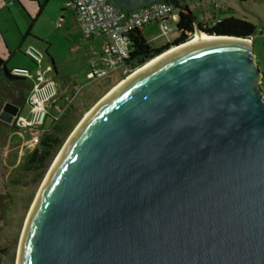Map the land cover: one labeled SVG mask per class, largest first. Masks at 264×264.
Here are the masks:
<instances>
[{"label":"water","instance_id":"obj_1","mask_svg":"<svg viewBox=\"0 0 264 264\" xmlns=\"http://www.w3.org/2000/svg\"><path fill=\"white\" fill-rule=\"evenodd\" d=\"M110 2L127 14L146 3L185 7ZM192 34L81 120L34 202L18 264H264V94L253 44L195 21ZM18 109L6 101L2 111ZM13 192L0 195V237Z\"/></svg>","mask_w":264,"mask_h":264},{"label":"rangeland","instance_id":"obj_2","mask_svg":"<svg viewBox=\"0 0 264 264\" xmlns=\"http://www.w3.org/2000/svg\"><path fill=\"white\" fill-rule=\"evenodd\" d=\"M180 1L190 7L198 21L208 25L231 15L245 18L255 25V32L248 40L253 44L255 60L261 71L259 86L264 94V0ZM175 25L172 24L173 28ZM144 29L145 39L151 47L166 44L171 41L174 34L172 32L164 35L159 25L154 22L146 25ZM193 37L192 34L189 39ZM0 40L3 42L6 40L9 45L4 52L9 70L12 68L34 70L33 64L23 54L26 44L31 43L44 53L42 68L53 62L61 76L54 77L59 83H65L69 78H73L77 84L83 86L72 100L71 127L44 170L24 171L21 163L27 152L24 151L25 155L19 162H16L15 153L16 146L22 141L21 136L14 133L11 138L13 149L7 159L5 172L7 189H13L14 192L12 206L5 210V221L0 237V264H16L27 216L56 156L85 115L125 78H114L109 75L93 80L86 78L91 70L89 63L93 56L92 51L101 49L102 38L81 42L72 10L65 6L64 0H0ZM25 94H28L27 87ZM53 112L55 113V110ZM20 113L27 115L26 104L21 107ZM49 123L47 119L43 127L47 128Z\"/></svg>","mask_w":264,"mask_h":264},{"label":"built area","instance_id":"obj_3","mask_svg":"<svg viewBox=\"0 0 264 264\" xmlns=\"http://www.w3.org/2000/svg\"><path fill=\"white\" fill-rule=\"evenodd\" d=\"M64 3L73 12L83 42L102 38L101 49L92 51L91 70L86 75L90 80L104 75L122 79L137 69L125 61L130 52L128 33L131 30L155 22L167 36L174 32L176 25L173 28L172 24L178 21L176 7L171 3H146L128 14L110 0H64ZM24 54L33 62L34 70H10L11 75L31 82L27 97L28 113H18L14 118L15 133L22 139L15 148L16 162L22 160L24 151L30 153L39 147L41 135L48 129L43 127L46 120H56L83 87L72 80L59 83L53 77L51 66L42 68L45 56L35 45L28 44Z\"/></svg>","mask_w":264,"mask_h":264},{"label":"trees","instance_id":"obj_4","mask_svg":"<svg viewBox=\"0 0 264 264\" xmlns=\"http://www.w3.org/2000/svg\"><path fill=\"white\" fill-rule=\"evenodd\" d=\"M196 25L210 34L248 38L254 34L256 29L252 22L233 15L218 19L210 25L202 22H197ZM142 27L133 29L128 33L130 52L125 61L133 69L142 66L145 62L172 45L187 41L190 37V33H192L194 29V16L186 4L184 8L178 9V21L175 29L177 35L171 41H168L160 47H151L149 45L142 34ZM56 76L58 75L53 74V77L56 78ZM71 112L72 106L70 105L56 120L49 123L48 129L41 135L39 147L24 156L21 163L24 171H39L46 168L48 162L53 158L57 149L62 144L63 136L71 127Z\"/></svg>","mask_w":264,"mask_h":264},{"label":"flooded vegetation","instance_id":"obj_5","mask_svg":"<svg viewBox=\"0 0 264 264\" xmlns=\"http://www.w3.org/2000/svg\"><path fill=\"white\" fill-rule=\"evenodd\" d=\"M1 67L2 65L0 60V73ZM22 79L25 78L19 77L15 79H0V195H3L7 189V175L5 172V167L7 159L10 156V151L13 149V146H11V138L17 129V126L14 123V118L18 114L21 105L24 104V91L19 85L23 83ZM12 85H18V87L14 88ZM6 101H10L12 104L19 106L18 112L15 115L11 116L8 113L2 111ZM7 110L12 112L14 108L8 106Z\"/></svg>","mask_w":264,"mask_h":264},{"label":"bare ground","instance_id":"obj_6","mask_svg":"<svg viewBox=\"0 0 264 264\" xmlns=\"http://www.w3.org/2000/svg\"><path fill=\"white\" fill-rule=\"evenodd\" d=\"M199 35H200L201 38H206V39H212V38H214V37L206 36L205 34H199ZM195 38H196V34H194V37L191 38V39H189V41L186 42L185 44L180 45V46H178V47H171L169 50L165 51V52L162 53L161 55H158L157 57H155V58L149 60V61L146 62L143 66L137 68L136 70H134V72H132L131 74H129L127 77H125L124 80H121V82H119L117 85H115V86H114V87H113V88H112V89H111V90H110V91H109L104 97L108 96L110 93H112V92H114L115 90H117V89H118L119 87H121L125 82H127V80L131 79L133 76H135L136 74H138L139 72H141V71L144 70L145 68L151 66L152 64H154V63L157 62L158 60L162 59L163 57L167 56L168 54L173 53L174 51L180 49V48L183 47L184 45H186V44L192 42ZM245 42L248 43V42H250V40H246ZM104 97H103V98H104ZM103 98H101L100 100H102ZM100 100H99V101H100ZM99 101H98V102H99ZM89 112H90V111H89ZM89 112H88V113H89ZM88 113H87V114H88ZM87 114H86V115H87ZM86 115H85V116H86ZM72 134H73V133H72ZM71 136H72V135H71ZM71 136L69 137V139L71 138ZM69 139H68V140L65 142V144L62 146V148H61V150L59 151L58 155L56 156L54 162L52 163V165H51L49 171L47 172V174H46V176H45V178H44V181L42 182V185H41V187H40V189H39V191H38V193H37V195H36V198H37V196H38V194H39L41 188L43 187V185H44V183H45V181H46V179H47V177H48V174H49L50 171L52 170L54 164H55L56 161H57V158H58L59 155L62 153V151H63L65 145L67 144V142L69 141ZM36 198H35V200H36ZM35 200H34V202H35ZM33 205H34V203H33ZM33 205H32V207H31V209H30V212H31V210H32V208H33ZM30 212H29V214H28V216H27L26 223L28 222V219H29V216H30ZM20 247H21V241H20V245H19L18 257H17V263H16V264L19 263Z\"/></svg>","mask_w":264,"mask_h":264},{"label":"crops","instance_id":"obj_7","mask_svg":"<svg viewBox=\"0 0 264 264\" xmlns=\"http://www.w3.org/2000/svg\"><path fill=\"white\" fill-rule=\"evenodd\" d=\"M3 1V0H2ZM180 3L181 4H185V3H183L182 1H180ZM189 9H190V7H189ZM191 10V9H190ZM73 13V12H72ZM176 13H178V9L176 8ZM194 16V15H193ZM73 18H74V15H73ZM194 21L197 23V22H202V23H204L203 21H198L197 19H196V17L194 16ZM74 23H75V27H76V30H77V33H78V36H79V39H80V41L82 42V40H81V37H80V33H79V30H78V28H77V25H76V22H75V19H74ZM153 23V22H152ZM155 23V22H154ZM150 24V23H149ZM146 25H148V24H146ZM146 25H144L143 27H142V34H143V36H144V38H145V32H146V30L144 29V27L146 26ZM177 35V33H176V31H174V34H173V36H172V38H171V40L175 37ZM28 44H31V43H28ZM28 44H26V46L28 45ZM8 43L6 42V40L3 42V41H1L0 40V60H1V65H2V67L3 66H5L6 68H7V70L9 71V74H10V70L8 69V67H7V60H6V57H5V55H4V52H6V50H7V48H8ZM25 46V47H26ZM24 47V48H25ZM20 48V47H19ZM23 54H24V49H23ZM25 55V54H24ZM26 56V55H25ZM27 57V56H26ZM28 58V57H27ZM29 59V58H28ZM30 60V59H29ZM30 62L33 64V62L30 60ZM33 66H34V64H33ZM1 67V68H2ZM56 74L58 75V76H60V74L56 71ZM11 75V74H10ZM13 76V75H12ZM2 78H4L3 76H2V72L0 73V79H2ZM23 80V83L22 84H19L22 88H23V100H24V104H26V101H27V97H28V94H29V91H30V86H31V82L28 80V79H22ZM68 80H72V81H75L73 78L71 79V78H69ZM14 88H17L18 87V85H12ZM28 88V94L26 95L25 94V88ZM24 104H22V105H24ZM22 105H21V107H22ZM27 105V104H26ZM21 109V108H20ZM18 113H20V110H19V112Z\"/></svg>","mask_w":264,"mask_h":264}]
</instances>
